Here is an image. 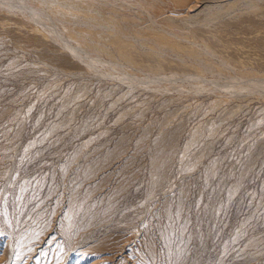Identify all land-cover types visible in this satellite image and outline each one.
Masks as SVG:
<instances>
[{
    "label": "rangeland",
    "instance_id": "1",
    "mask_svg": "<svg viewBox=\"0 0 264 264\" xmlns=\"http://www.w3.org/2000/svg\"><path fill=\"white\" fill-rule=\"evenodd\" d=\"M0 264H264V0H0Z\"/></svg>",
    "mask_w": 264,
    "mask_h": 264
}]
</instances>
